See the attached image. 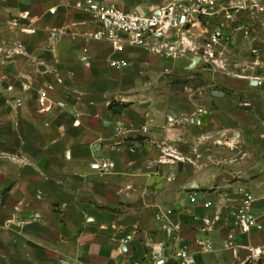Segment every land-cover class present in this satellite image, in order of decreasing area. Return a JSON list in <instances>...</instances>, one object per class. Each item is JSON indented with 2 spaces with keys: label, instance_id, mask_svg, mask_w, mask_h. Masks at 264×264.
Instances as JSON below:
<instances>
[{
  "label": "crops",
  "instance_id": "obj_1",
  "mask_svg": "<svg viewBox=\"0 0 264 264\" xmlns=\"http://www.w3.org/2000/svg\"><path fill=\"white\" fill-rule=\"evenodd\" d=\"M28 1L0 0V264H178L183 247L196 264H247L264 250V231L235 226L246 190L264 224V90L244 102L243 90L181 93L164 84L180 59L128 47L99 61L93 42L92 67L81 62L83 42L69 70L60 40L86 27L43 28L65 5ZM27 12L36 42L19 54L4 42L5 19ZM164 143L184 159L159 162ZM99 158L115 169L93 170ZM207 217H218L212 230Z\"/></svg>",
  "mask_w": 264,
  "mask_h": 264
},
{
  "label": "built area",
  "instance_id": "obj_2",
  "mask_svg": "<svg viewBox=\"0 0 264 264\" xmlns=\"http://www.w3.org/2000/svg\"><path fill=\"white\" fill-rule=\"evenodd\" d=\"M74 8L90 17L76 25L85 26L84 31H72V39H81L85 46L80 57L81 62L91 66L92 56L89 44L91 42H105L109 44L114 52L124 51L128 47L143 48L154 55L164 58L181 59L194 55L196 63L218 64L216 50L224 38L225 29L230 28L240 33H249L248 19L264 15V0H171L169 4L150 13L125 10L117 5L106 4L99 0H76ZM57 8H51L50 13L55 14ZM30 14L23 13L19 17L12 18L10 25L23 32H33L30 25H23L22 20H29ZM212 20L220 22L214 29L210 25ZM75 25V26H76ZM205 34V35H204ZM203 37L204 41L198 44V38ZM15 52L25 53L22 44H16ZM111 64L121 67L125 61L112 60ZM257 66L264 63L259 60ZM257 85L263 80H254ZM52 88V87H50ZM48 92L41 91L40 101L46 103ZM161 163H176L183 160L175 149L165 143L162 146ZM91 167L95 171L109 172L115 169L116 163L108 158L95 159ZM169 177L168 180H173ZM197 202L196 196L192 197ZM255 198L250 191H244V197L240 207L235 212V226L243 235H251L255 231H264V224L253 212ZM204 206L210 208L211 202H205ZM216 219L205 218L204 223L207 229L212 230ZM236 236H229V246H233ZM126 242V241H125ZM197 242L206 251L211 250V245L205 237ZM263 248L253 249V262L260 263ZM178 264H196L195 255L189 248L183 247L174 253ZM156 264H167L165 257H159Z\"/></svg>",
  "mask_w": 264,
  "mask_h": 264
},
{
  "label": "rangeland",
  "instance_id": "obj_3",
  "mask_svg": "<svg viewBox=\"0 0 264 264\" xmlns=\"http://www.w3.org/2000/svg\"><path fill=\"white\" fill-rule=\"evenodd\" d=\"M63 3L66 11L63 15L48 18L49 21H43V28L45 27H60L62 21H66L70 25H75L80 22L79 15L74 8L76 0H54L53 3ZM106 4L117 5L125 10L140 11L150 13L155 9L166 6L171 0H99ZM26 5L32 6V1L29 0ZM32 15H37V12H32ZM16 17V14L7 16L5 19L6 31L3 36L6 44H27L35 43L36 40L31 37V32H23L20 29H11L10 21ZM33 16V17H34ZM249 33H240L230 28L225 29L224 38L216 50L218 57V64L198 63L196 65L194 55L181 58L180 61L175 62L177 67L171 68L170 71L164 72L169 76L164 84L174 91L181 93H189L196 97H201L205 94L203 92L210 91H230L243 90L245 100L255 96L259 89L264 90V67L257 66L256 62L259 60L264 63V15L254 16L248 19ZM220 22L212 20L210 25L205 23L204 26L214 29ZM77 27V25H76ZM13 28V27H12ZM71 30V28H69ZM205 35V34H204ZM41 43L47 42L45 34L38 40ZM204 41L203 37L198 38V44L201 45ZM14 42V43H13ZM58 42V41H57ZM81 39H72V37H65L60 40L59 47L64 50L63 58L68 59L69 70H78L76 66L77 59L83 44ZM92 49L95 50V57L99 61L107 59L111 50V46L105 42L97 41L92 43ZM25 51V49H24ZM43 52L38 54V57H43ZM61 58V56H60ZM103 61V60H102ZM104 63V62H99ZM194 63V64H193ZM196 65V66H195ZM92 67V66H91ZM95 70V68H91ZM89 69V67L87 66ZM101 68H103L101 66ZM92 73V72H91ZM93 74V73H92ZM262 79L263 83L254 85V80ZM163 79V78H162ZM88 86H93V81L87 83ZM71 87L79 85L78 83H71ZM262 85V87H259ZM250 95V96H249ZM249 96V97H248ZM115 101V100H114ZM113 101V102H114ZM246 121H249L247 118ZM252 121V120H251ZM252 123V122H251ZM260 263L264 264L262 258ZM247 264H255L251 258Z\"/></svg>",
  "mask_w": 264,
  "mask_h": 264
},
{
  "label": "water",
  "instance_id": "obj_4",
  "mask_svg": "<svg viewBox=\"0 0 264 264\" xmlns=\"http://www.w3.org/2000/svg\"><path fill=\"white\" fill-rule=\"evenodd\" d=\"M253 84H254V85H257V83H256L255 81L253 82Z\"/></svg>",
  "mask_w": 264,
  "mask_h": 264
}]
</instances>
